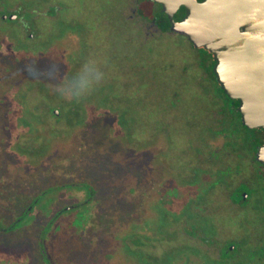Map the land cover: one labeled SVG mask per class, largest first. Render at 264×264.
<instances>
[{
  "label": "flooded vegetation",
  "instance_id": "flooded-vegetation-1",
  "mask_svg": "<svg viewBox=\"0 0 264 264\" xmlns=\"http://www.w3.org/2000/svg\"><path fill=\"white\" fill-rule=\"evenodd\" d=\"M145 3L153 4L156 11L145 8ZM64 10L65 4L56 3L43 9L41 14L64 30L63 33L70 32L77 46H80L81 38L94 36L93 30H87V24L78 16L69 13V17L60 19ZM24 15L18 3L8 4L0 0V36L11 42L8 45L0 40V49L5 50V55L43 52L50 42L30 43L37 36L36 30L30 27L31 23ZM184 15L185 7L181 5L174 12L173 20L179 21ZM120 16L138 37L139 45L146 46L149 41L166 35L186 38L170 30L168 16L158 2L127 0ZM120 28L116 31L120 32ZM94 42L95 39L92 45H96ZM85 43L80 46L82 51ZM198 49L206 52L204 59L182 62L180 74L195 70L191 84L204 99L201 110L181 111L185 98L190 96L185 94L184 83L177 81L170 89L167 112H161L155 123L156 114L148 103L140 123L134 119L131 124L129 113L122 110L113 112L114 121L123 129L124 135H121L128 155L139 154L143 149H149L152 154V148L157 155L156 168L148 169L142 186L145 192H123L115 205L114 211L122 222L113 228L124 225L123 231L130 235L134 232L141 240L134 248H123L131 264H167L177 259L183 264H264V157L259 156L264 147V131L243 122L239 100L226 94L215 77L213 55L203 47ZM73 52L69 49L64 58L61 57L66 66L57 70L58 73L64 72L70 64L75 71L82 67L76 59L79 55H73ZM174 63L165 67V73L174 68ZM3 71L1 63L0 102L6 94ZM56 79L66 85L74 82L68 77V80ZM150 80L152 83V78ZM116 81H109L114 89L131 84L132 79L119 77ZM47 87H50L48 82L40 89L37 85L27 84L25 94L32 99L42 97L53 104L51 97L47 99ZM152 95L145 94L144 100L152 103ZM76 97L71 90V101L78 100ZM24 99L22 95L18 101L19 114L14 125L9 124L7 118L3 119L6 115L3 117L0 113V264H96L90 250L98 234L107 226L102 222L96 236L88 235L86 230L93 227L97 212L102 219L104 206L100 199L118 177L107 174L111 165L103 164L104 176L102 173L94 184L64 182L41 189L33 185L27 191L23 183L25 176L34 177L40 170H43L46 186L50 184L48 178L52 167L50 159L46 158L48 148L53 145L55 149L58 135L64 139L72 137L84 116L75 115L78 107L71 103L68 114L59 113L56 109L62 112L63 107L57 104V108L52 106L37 118L34 111L45 108L44 105L29 108ZM73 115L76 119L72 122ZM61 123H70L69 131H61ZM184 132L187 133L184 143L175 144L177 134ZM138 133H143L142 138L136 136ZM51 134L54 136L50 137ZM49 138L55 141L51 146L47 141ZM39 139L44 143L42 147ZM66 141L60 142L62 152L68 146ZM65 159L68 161L67 157ZM33 167L40 170H33ZM63 187L82 190L84 194L75 195L72 203L57 206L59 197L55 191ZM135 195H138L136 200ZM149 196H152L154 211L150 221L143 222L141 206ZM9 201L13 206H8ZM65 213L70 217L63 224L59 221ZM65 228L70 230L72 239L68 244L62 235ZM180 235L187 240L179 241ZM57 241L60 242L57 244ZM146 243H149L147 250L150 252L143 249ZM56 244L61 248L60 245L65 244L62 254L55 253Z\"/></svg>",
  "mask_w": 264,
  "mask_h": 264
},
{
  "label": "rangeland",
  "instance_id": "rangeland-1",
  "mask_svg": "<svg viewBox=\"0 0 264 264\" xmlns=\"http://www.w3.org/2000/svg\"><path fill=\"white\" fill-rule=\"evenodd\" d=\"M5 1L8 4L18 3L25 12V19L31 23L30 27L36 30L37 36L30 43H40L43 40L50 42L43 52L33 51L26 55L20 52L14 55L10 53L5 55V50L0 49V64L3 65L5 75L3 77L4 82H6L4 84L6 94L0 102V113L3 117L6 115L3 119L7 118L6 121L11 125L15 124V118L19 114L18 101L22 95L25 98L23 102L29 108L36 104L44 105L45 108L34 111L33 115L37 118L46 114V109L52 108V106L57 108V104L63 107L59 106L62 108V112L58 108L56 109L59 113L65 114L67 112L68 114L71 103L78 107L75 115L81 116L83 114L84 116V121L77 126L72 137L64 139L63 136L58 135L59 137L55 138V149L52 145L55 142L54 139L49 138L47 140L50 146L52 145L48 148L49 152L46 154V158L50 159L49 165L52 167L48 178L50 184L46 186V179H44V174L41 172L43 170L33 167V170L36 168L40 171H37L34 177L26 175L23 180L24 187L28 191L33 185L37 189H41L64 182L94 184L96 179L103 173L102 165L110 164L111 167L106 170L109 171L107 174H115L118 180L111 183L107 191L104 192L106 195L100 199L104 206L103 221L101 214L97 212L93 217V227L88 228L86 233L90 236H96V230L103 226L102 222L107 226L103 232L98 234L97 239L94 240V246L90 250L96 264H131L127 261L123 248L124 246L134 248L136 242L140 243L141 240L137 239L139 236L134 232L130 235L123 231L124 225L113 228L115 224L122 222L114 211L116 210L115 205L118 204L123 192H139V194L145 192L142 186L146 181L148 169L156 168L157 155L155 156V153H153L155 152L153 148L152 154L149 149L147 151L143 149L139 154L128 155L124 146L125 141L121 135L122 133L124 135L123 129L121 130L114 121L113 112L122 110L129 113L131 124L132 121H135L134 119L140 123V118L143 115L146 103H148V105L151 104L156 114L153 119V123H155L161 112H167L166 102L170 105V89L176 85L177 81L184 83L185 94L190 96L185 98V102L180 107L181 111L185 112L186 109H189L198 112L201 110L200 106L204 99L201 94L198 95L197 89L192 86L194 84H191V79L195 76V70L192 69L187 73L180 74V66L184 61L203 60L206 52L193 47L186 38L176 35H166L153 39L146 46L139 45L140 41L136 34L120 18V10L127 0H47L34 3H30L28 0ZM56 3L59 5L65 4V10L60 13V19L69 17L68 14L71 13L87 24V30H93L94 36L81 38L82 43L79 41L80 46L83 45V42H86L83 51L80 49L82 47L76 45L75 38L70 32L63 33L64 30L41 14L43 9ZM144 6L151 11H156L153 4L145 3ZM30 9H32V12H29ZM119 27H121L120 32H117L116 29ZM94 39L96 45H92ZM0 40L2 42L6 41L1 36ZM6 42L8 45L11 43L10 41ZM69 49H71V52L74 51L73 55H79L80 58L76 57V59L82 67L75 71L73 65L70 64L64 72L58 73L57 70L66 66L63 58L69 52ZM92 53L93 56H91ZM170 62H175L174 68L170 69L169 73H165V67ZM91 68L102 73V79L99 83L93 84L88 91L81 93L83 83L89 77ZM57 77L63 80L72 79L74 82L66 85V83L56 79ZM119 77H127L132 79V82L114 89L109 81H116ZM149 77L152 78V83ZM78 81H82V83L79 84ZM45 82H48L50 86L47 87V99L51 97L53 104L42 97L36 96L32 99V97L25 94L27 84L37 85L40 89ZM69 89L74 92V96H77L78 100H75L77 102L71 101V90ZM148 93H153L154 100L152 103L144 100L143 96ZM133 95H136V97L130 98ZM157 95L158 99L156 98ZM75 115L71 118L72 122L76 119ZM69 126L70 123H61L59 129L69 131ZM47 132L54 133L53 131ZM186 134L185 132L178 133L175 144L181 145L184 143ZM142 135L143 133L136 134L138 138H142ZM52 136L54 134H51L50 137ZM125 139L128 141L127 138ZM38 141L39 146L42 147L44 145L43 141L41 139ZM64 141L68 146L62 152L59 146ZM66 157L68 161H66ZM41 167H44V165H41ZM55 192H57L56 196L59 197L57 206L72 203L75 200V195L79 197L84 194L82 190L66 187ZM137 197L138 195H135V200ZM8 206H13V202L9 201ZM141 211L143 222L150 221L154 211L152 196L147 197L143 202ZM69 217L70 214L65 213L58 221L66 224ZM62 235H65V244L72 241L68 228H65ZM183 240L187 239L180 235L179 241L183 242ZM149 241L155 242L151 239ZM59 242L57 241V244ZM65 244L60 245L62 248L57 245L58 249L55 253L62 254ZM148 244L146 243L143 246L145 252H150L147 250ZM79 257L80 255L77 256L76 261ZM179 260L169 261L167 264H183Z\"/></svg>",
  "mask_w": 264,
  "mask_h": 264
},
{
  "label": "water",
  "instance_id": "water-1",
  "mask_svg": "<svg viewBox=\"0 0 264 264\" xmlns=\"http://www.w3.org/2000/svg\"><path fill=\"white\" fill-rule=\"evenodd\" d=\"M167 14L170 30L214 58L222 90L240 102L243 122L264 131V0H152ZM185 15L173 14L179 6ZM264 157V147L259 151Z\"/></svg>",
  "mask_w": 264,
  "mask_h": 264
},
{
  "label": "clouds",
  "instance_id": "clouds-1",
  "mask_svg": "<svg viewBox=\"0 0 264 264\" xmlns=\"http://www.w3.org/2000/svg\"><path fill=\"white\" fill-rule=\"evenodd\" d=\"M101 79L102 73L96 71L94 68H91V73L89 77L84 81L81 93L88 91L93 84L99 83Z\"/></svg>",
  "mask_w": 264,
  "mask_h": 264
}]
</instances>
